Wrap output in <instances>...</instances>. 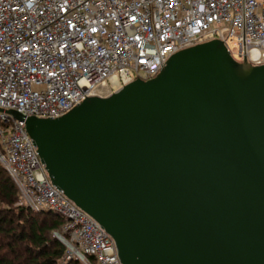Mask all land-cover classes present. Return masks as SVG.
Masks as SVG:
<instances>
[{"label": "water", "instance_id": "water-1", "mask_svg": "<svg viewBox=\"0 0 264 264\" xmlns=\"http://www.w3.org/2000/svg\"><path fill=\"white\" fill-rule=\"evenodd\" d=\"M10 114L121 264H264V65L212 41L61 118Z\"/></svg>", "mask_w": 264, "mask_h": 264}, {"label": "built area", "instance_id": "built-area-1", "mask_svg": "<svg viewBox=\"0 0 264 264\" xmlns=\"http://www.w3.org/2000/svg\"><path fill=\"white\" fill-rule=\"evenodd\" d=\"M212 41L238 63L263 66L264 0H0V164L19 207L64 221L55 237L66 260L121 264L113 238L52 184L26 123L10 111L61 118Z\"/></svg>", "mask_w": 264, "mask_h": 264}, {"label": "trees", "instance_id": "trees-1", "mask_svg": "<svg viewBox=\"0 0 264 264\" xmlns=\"http://www.w3.org/2000/svg\"><path fill=\"white\" fill-rule=\"evenodd\" d=\"M17 204V189L0 164V264L65 262L66 247L54 236L64 221L53 212L35 213L15 208ZM68 264L82 263L75 260Z\"/></svg>", "mask_w": 264, "mask_h": 264}, {"label": "rangeland", "instance_id": "rangeland-1", "mask_svg": "<svg viewBox=\"0 0 264 264\" xmlns=\"http://www.w3.org/2000/svg\"><path fill=\"white\" fill-rule=\"evenodd\" d=\"M101 93H104L105 95H109V93H110V90H107V91H101ZM49 175V174H48ZM16 207H19L18 205H16L15 206V208ZM56 233V232H55ZM55 233H54V236H55ZM70 261H75V259H72V260H66L65 262H62V263H60V264H68V262H70Z\"/></svg>", "mask_w": 264, "mask_h": 264}]
</instances>
